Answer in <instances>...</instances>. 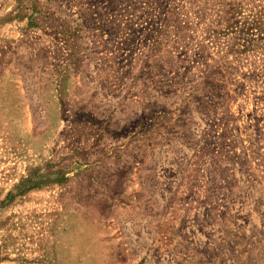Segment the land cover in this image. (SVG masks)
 Returning a JSON list of instances; mask_svg holds the SVG:
<instances>
[{
    "label": "rangeland",
    "instance_id": "obj_1",
    "mask_svg": "<svg viewBox=\"0 0 264 264\" xmlns=\"http://www.w3.org/2000/svg\"><path fill=\"white\" fill-rule=\"evenodd\" d=\"M0 264H264V0H0Z\"/></svg>",
    "mask_w": 264,
    "mask_h": 264
}]
</instances>
